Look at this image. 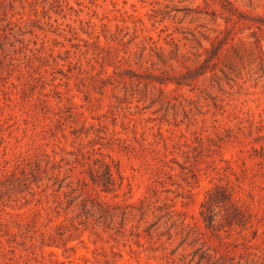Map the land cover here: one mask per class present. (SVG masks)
<instances>
[{
  "label": "rangeland",
  "instance_id": "rangeland-1",
  "mask_svg": "<svg viewBox=\"0 0 264 264\" xmlns=\"http://www.w3.org/2000/svg\"><path fill=\"white\" fill-rule=\"evenodd\" d=\"M205 11L0 0V264H264V26ZM218 184L243 216L209 226Z\"/></svg>",
  "mask_w": 264,
  "mask_h": 264
},
{
  "label": "trees",
  "instance_id": "trees-1",
  "mask_svg": "<svg viewBox=\"0 0 264 264\" xmlns=\"http://www.w3.org/2000/svg\"><path fill=\"white\" fill-rule=\"evenodd\" d=\"M204 7L208 9V11H205L204 13L211 16L213 20H216L217 18H222L226 26L225 28L228 29L229 23H235V22H242L246 23V20H251V23L247 22L248 27H251L254 25L259 30L262 29V26H264V16L261 17H249L241 12L238 7L234 4L233 0H203ZM218 5L219 7H217ZM196 10H199L197 12H200V6L197 4L195 6ZM218 12V14H217ZM255 31H251V35L254 36ZM217 37V36H216ZM255 37V36H254ZM226 35L223 37V42H218L219 45H215L213 41L210 42L211 46L210 48H204L206 53L208 52V55L204 58V62H208L213 60L214 57H217L218 54L222 50V46L225 42H227ZM233 37H231L232 40ZM217 39V38H216ZM225 40V41H224ZM255 42L258 46L259 39L255 37ZM158 80V79H155ZM164 81L159 82H167L168 79H163ZM95 162H98V166H90L89 176L92 180L93 184H96L97 186H102V189L104 191H110L114 188V177L111 171V165L108 161H105L103 158H100L99 160H95ZM100 169L103 170V173L105 176L104 179H99V172ZM69 176V175H67ZM72 181H70L71 183ZM77 182H82V180L77 179ZM87 198V197H86ZM221 206L225 207L223 209H226L228 206L230 208L229 218H241L243 216V212L238 206L237 202L233 200L232 198V192L231 190L224 185H215L211 190H208L206 193V196L201 203L200 206V215L202 216V219L208 224L209 226L213 225V216L215 215L214 210L215 207ZM100 208L107 207L104 203H99ZM112 218H110L111 220ZM236 220V219H233ZM231 222V221H230ZM209 249V248H207Z\"/></svg>",
  "mask_w": 264,
  "mask_h": 264
}]
</instances>
